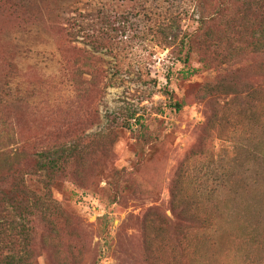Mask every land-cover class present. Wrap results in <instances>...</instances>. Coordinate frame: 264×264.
Masks as SVG:
<instances>
[{
    "label": "rangeland",
    "instance_id": "1",
    "mask_svg": "<svg viewBox=\"0 0 264 264\" xmlns=\"http://www.w3.org/2000/svg\"><path fill=\"white\" fill-rule=\"evenodd\" d=\"M20 1L0 0L1 259L28 247L33 264H264V0H204L202 31L188 16L168 47L126 0L144 34L98 50L78 25L100 26L108 0H36L19 18ZM234 78L256 85L252 111L220 88ZM60 155L53 179L40 165Z\"/></svg>",
    "mask_w": 264,
    "mask_h": 264
},
{
    "label": "trees",
    "instance_id": "2",
    "mask_svg": "<svg viewBox=\"0 0 264 264\" xmlns=\"http://www.w3.org/2000/svg\"><path fill=\"white\" fill-rule=\"evenodd\" d=\"M25 1L27 5L24 4V1H20L19 4L16 3L13 6V9L15 10L19 18H20V15L18 13H20L22 16H24L25 12H29V14H31L32 12L31 7L36 2V0H25ZM90 1L92 2L91 4H95L96 1L98 0H90ZM118 1L119 0H108V1H105L104 3H101L100 7L95 6V8H93L94 9L93 15L97 19H100V26L86 28V27H82V24L78 25V29H79L78 32L84 34V36L87 38V41L92 44L94 49L98 50L100 48L108 47V46L111 47V49L113 48L119 49L122 47L126 49L130 47L129 41H131V39L129 38H132L130 36L134 35V37L136 38L138 33L139 34L142 33L140 29L135 28L133 24L131 23L132 13L129 10L126 0H122L123 2L120 3V6H118ZM142 1L143 3L142 5H140L141 9L139 10V13L137 14L139 15L143 14L144 18L148 19L149 21H155L156 19H158V21L155 22L154 28H152L153 29L152 32H154L153 38L161 37L162 40L159 41V43L164 44L166 47L172 46L174 43V40L179 38L180 32L181 31L183 32L182 22L184 21L185 18H187L188 16L194 18V21H197L200 25L198 30L202 31L203 27L207 24V17L210 13V9L206 7V3L204 2V0H194L193 1L194 4L193 3L191 4L192 8L194 6V9H192L191 14L189 13L190 12L189 10H186L183 12H179L177 16L174 18L164 17L163 18L164 20H162L160 19V17L163 15L162 8L163 9L167 8V10H170L169 15L172 16L171 9L168 8V5L173 0H160L161 4H159V1H157V5H154L153 3H151L152 0L150 1L142 0ZM163 5H165L166 7H164ZM213 14H216V13L213 12ZM197 15L199 16L197 17ZM256 15L258 18H264V6L263 5L260 9L257 10ZM196 17L197 19H195ZM72 19L75 20V22L78 21L77 18H72ZM70 34L71 32H68V35ZM196 34L197 33L189 34L188 32H185L182 38V43L184 45L189 44L190 46L193 47L194 46L193 43L195 41L194 38ZM260 37H261L260 42H256L255 47L257 49H264L262 48L264 44V33H262ZM125 38L128 39L129 41H125ZM82 52H85L82 58V60L84 61V64L91 65L92 63H89V61H87L89 59L88 55H90L91 53L89 51H82ZM259 71L261 70L256 69V72H259ZM224 84L237 87L235 91L234 101L239 103L244 108L245 111H252L254 109V104L256 102L254 99H256V95L258 92V90H255L256 89L255 84H252L251 88L248 89L249 91H252L253 94H251L252 93L251 92L248 95L245 94L244 89L235 80V78L224 82L220 88L225 89L226 86ZM223 89H212L213 96L214 94H217L218 91L222 92L221 90ZM173 107L176 109H180L181 104L179 102H175ZM126 126H129V124ZM209 134H211V130ZM15 152L20 153L18 147L15 149ZM64 152L65 150H63V153ZM61 157L62 155L58 157L59 159H55V158L46 159L40 165L41 168L43 169L47 168L50 170V173L53 179L58 172L57 167L60 164L59 161L61 160L60 159ZM68 158L69 157H66L65 160H68ZM21 180L22 179L16 181L15 188H19V186H21V182H23ZM16 205H17L16 210H22V203L18 202ZM25 212L26 214L24 217H26L27 214H31L32 213L31 207L29 209H25ZM21 232L22 234H27V233L29 234L30 229L27 228L26 225H22ZM28 249L29 248L26 247V250L24 251V253H21L22 254L21 258L16 257V256H11V257H6L4 260H2L1 254H0V264H30L31 257L28 255L29 259L27 258Z\"/></svg>",
    "mask_w": 264,
    "mask_h": 264
}]
</instances>
